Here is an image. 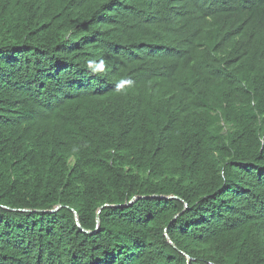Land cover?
<instances>
[{"label":"trees","instance_id":"1","mask_svg":"<svg viewBox=\"0 0 264 264\" xmlns=\"http://www.w3.org/2000/svg\"><path fill=\"white\" fill-rule=\"evenodd\" d=\"M0 264H264V0H0Z\"/></svg>","mask_w":264,"mask_h":264},{"label":"water","instance_id":"2","mask_svg":"<svg viewBox=\"0 0 264 264\" xmlns=\"http://www.w3.org/2000/svg\"><path fill=\"white\" fill-rule=\"evenodd\" d=\"M137 200H138V198H134V199H133L132 201H130L127 205H123V207H127V206H129V205H132V204H133L135 201H137ZM104 207H106V206L101 207V208L99 209L97 215H96V225H97L96 228H97V229H98V227H99V213L101 212V210H102ZM58 209H59V207H57L55 210H53L52 213L56 212ZM185 209H186V207H185ZM75 219H76V221H77V217H75ZM175 220H176V217L173 219L172 222H174ZM77 225H78V227H80L79 224H78V222H77ZM165 235H166V233H165Z\"/></svg>","mask_w":264,"mask_h":264}]
</instances>
